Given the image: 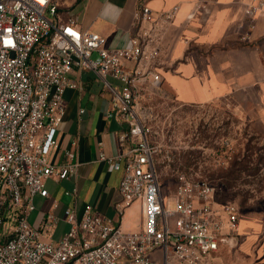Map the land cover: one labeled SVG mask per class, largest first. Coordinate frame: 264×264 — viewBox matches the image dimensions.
Returning <instances> with one entry per match:
<instances>
[{
  "label": "built area",
  "instance_id": "2783aa9c",
  "mask_svg": "<svg viewBox=\"0 0 264 264\" xmlns=\"http://www.w3.org/2000/svg\"><path fill=\"white\" fill-rule=\"evenodd\" d=\"M149 1L138 0L130 47L116 50L107 47L105 37L82 31L75 16L62 19L53 0H0V226L13 222L0 239V264H226L223 251L238 248L240 209L219 204L207 180L178 172L173 195L162 193L149 142L155 113L143 101L163 92L158 71L163 48L154 28L143 25L168 26L180 8L155 14ZM263 7L264 0L249 6L251 29ZM75 71L97 75L110 94L106 118L128 126L118 136L124 151L101 152L99 162L110 172L124 170L118 209L122 215L141 203L140 232L121 231L89 205L81 217L66 211L70 229L58 242L44 240L57 224L53 213L40 227L28 222L35 197L47 194V181L77 173L73 150L63 153L62 163L53 159L60 149L65 93L79 88L71 79Z\"/></svg>",
  "mask_w": 264,
  "mask_h": 264
},
{
  "label": "crops",
  "instance_id": "0c3cea01",
  "mask_svg": "<svg viewBox=\"0 0 264 264\" xmlns=\"http://www.w3.org/2000/svg\"><path fill=\"white\" fill-rule=\"evenodd\" d=\"M53 1L58 4L62 19L75 16L82 31L105 37L108 48L130 47L137 28L138 0ZM252 2L150 0L149 7L155 14L176 6L180 9L168 26H143L154 28L153 33L162 44L158 69L162 88L187 105L230 103L249 127L264 134V7L251 29L247 10ZM198 4L203 7L197 9ZM243 37L248 40L243 41ZM71 79L79 88L65 93L66 115L58 133L60 149L53 159L62 163L63 153L73 150L77 173L68 180L49 179L47 194L35 197L34 209L27 214L28 222L40 227L46 216L53 213L57 224L44 240L58 242L70 229L65 221L66 211L73 210L81 217L84 207L89 205L95 214L111 219L121 231L140 232L144 228L141 203L127 207L122 215L118 209L124 170L110 172L106 163L99 162L101 152L116 156L124 151L118 144V136L128 132V126L106 118L110 94L93 71H75ZM109 81L119 85L113 79ZM135 206L141 208L137 217ZM12 226L11 221L10 229ZM240 238L236 250L223 251V261L264 264V205L259 210L243 211Z\"/></svg>",
  "mask_w": 264,
  "mask_h": 264
},
{
  "label": "rangeland",
  "instance_id": "374dc122",
  "mask_svg": "<svg viewBox=\"0 0 264 264\" xmlns=\"http://www.w3.org/2000/svg\"><path fill=\"white\" fill-rule=\"evenodd\" d=\"M143 104L153 108V133L149 137L156 150L155 166L159 173L162 193L170 198L176 190V174L184 170L187 158L193 163L188 176L205 179L215 187L220 204H233L243 210L240 203L249 198V204L264 205V134L249 127L240 112L230 103L214 102L205 105H187L178 102L166 88L162 93L149 95ZM252 149V152L249 149ZM251 156L260 170L255 176L243 174L235 186L228 190L223 179L237 157ZM256 165V164H255ZM137 217L141 208L135 206ZM11 223L0 226V239ZM160 258V254H156Z\"/></svg>",
  "mask_w": 264,
  "mask_h": 264
},
{
  "label": "trees",
  "instance_id": "16d2710c",
  "mask_svg": "<svg viewBox=\"0 0 264 264\" xmlns=\"http://www.w3.org/2000/svg\"><path fill=\"white\" fill-rule=\"evenodd\" d=\"M249 151L252 152V149L250 148ZM240 157H237L236 160L233 162L231 169L227 171L226 174L222 176L223 179H231L233 183L226 182L225 186L228 190H230L232 187H236L235 183L236 181H239L242 178L243 174H247L248 176H255L257 175L260 168L258 167V164H261V160L254 161L251 156L244 157L241 160H238ZM256 164V165H255ZM193 163L190 161L189 158L185 160L184 170L186 173H189L190 169L192 168ZM156 172L159 176L158 170L156 168ZM188 175V174H187ZM240 207L244 212L247 211H254L259 210L262 208V204L260 202H257L255 204H249V198H244L241 203Z\"/></svg>",
  "mask_w": 264,
  "mask_h": 264
}]
</instances>
